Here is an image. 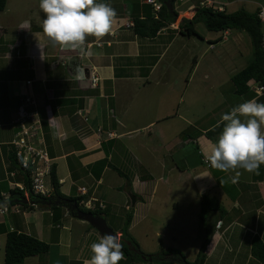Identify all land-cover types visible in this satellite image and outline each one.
<instances>
[{"label": "crops", "instance_id": "1", "mask_svg": "<svg viewBox=\"0 0 264 264\" xmlns=\"http://www.w3.org/2000/svg\"><path fill=\"white\" fill-rule=\"evenodd\" d=\"M97 2L116 10L113 32L99 41L88 37L83 51L53 46L41 28L44 14L35 6L36 10L13 27L12 33H7L0 22V73L6 72L0 75V183L11 188L10 182H22L17 173L8 174L7 157L12 150V118L30 95L40 114L42 138L58 191L66 197H79L82 206L90 200L94 210L105 211L106 224L119 237L128 211L131 218L126 231L135 240L131 233L134 224L156 221L166 205L172 207L173 213L179 205H187L197 220L198 202L207 196L221 205L225 213L221 218L209 215V241L202 264L210 255H220L221 240L233 242L231 256L224 264H261L250 254V239L255 235L264 243V165L249 173L243 169L222 172L205 163V155L214 142L204 134L221 124L222 116L202 128L196 138L178 137L182 131L174 123L165 127L163 123L175 118L186 127L192 126L189 118L177 112V103L172 110L170 96L174 85L172 46L195 36L178 33V21L191 18L199 6L224 12L260 11L264 10V0H172L173 10L181 17L159 28L154 35L147 33V20L153 15L144 0ZM135 20L136 27H132ZM130 22L132 26L127 25ZM240 32H213L216 34L212 39H223L228 34L238 45L242 42ZM19 63H24V67ZM23 68L28 72L25 78L7 77V72ZM33 81H40V95L31 87ZM248 93L251 96L247 100L253 96L249 89ZM236 95L240 100L235 106L247 101L245 94L242 100L241 94ZM257 102L264 103V95ZM168 131L171 132L167 136ZM189 141H196V145L198 141L206 152L199 157L197 167L193 165V154L188 157L184 149ZM179 148L183 152L174 160ZM17 177L20 180L13 181ZM78 187H84L85 194H79ZM194 200L197 206H192ZM2 208L6 210L0 211V264L4 237L10 231L26 233L47 244L46 251L25 257L22 264H87L92 255L90 245L101 239L86 221L70 216L63 207L62 211L20 204L0 205ZM176 224L182 230V224ZM204 232L199 223L197 236ZM119 264L159 263L146 259L128 263L121 260Z\"/></svg>", "mask_w": 264, "mask_h": 264}, {"label": "rangeland", "instance_id": "2", "mask_svg": "<svg viewBox=\"0 0 264 264\" xmlns=\"http://www.w3.org/2000/svg\"><path fill=\"white\" fill-rule=\"evenodd\" d=\"M34 6L37 7L36 9L39 8V0H5L4 7L0 11V22L3 27L6 28L7 33H12L13 27H16L18 23L28 18V15L36 10L34 9ZM180 17L179 14L176 20ZM195 28L198 36H189L187 40L179 42V44L176 43L172 46L175 51L173 54V60L170 64L173 69L172 83L174 84L172 87L173 90L170 94L173 102L172 110L177 103L179 105L177 112L179 114L182 113L184 118H189L188 120L192 122V126L186 127L187 125L182 120H177L175 118L172 119V122L164 120L166 121L165 124L163 123L164 127L169 123H174L175 126H177V130L182 131L181 133H178V137L188 135L196 138L197 134H200L202 128L208 127L209 124H212L223 114L228 113L229 110L238 104L240 97L236 95L237 93L235 94L234 86L229 80V77L242 66L249 63L252 59L249 38L244 31L240 32L242 35V42H239V44L236 45V42H234L228 34L223 39L214 38L215 40H213L212 37H214L216 33L207 31L200 22L196 23ZM209 45H211V47H209ZM167 54L171 59V53L168 52ZM22 64L24 63H19V65ZM22 66L24 67V65ZM4 73L6 72L2 71L0 75ZM7 73H10L7 77L25 78L28 72L23 68L18 69V71ZM27 77H29V74ZM31 87L36 95H40L42 90L40 81H33ZM244 94L245 97L243 96ZM250 96L251 95L248 91L242 93L241 100L242 97L247 100ZM38 98L39 96H36V100ZM33 100L34 109L37 111L35 98H33ZM30 108L33 109L32 107ZM17 109L18 110H16L17 112H15V116L11 121L14 133L9 141L10 143H12L15 136V121L22 117L21 108ZM37 113L40 116L38 111ZM222 127V123L219 124V126L216 125L213 131H209L204 134V136L208 135V138L212 140V143L216 142L222 131ZM40 130L42 135V127ZM167 130H169V128L166 129V131ZM170 132L171 131H168L167 136ZM31 143H33V145L38 143L39 147L43 144V148H45L48 153L43 138L42 142H39L36 137ZM184 149L186 150L184 151L187 153L188 157H191L193 154V165L195 167L200 165L199 157L204 156L206 152L204 151V148L199 145V142L197 141L196 145V141H193V143L189 141ZM181 150L182 148H179V151L173 156L174 160L178 159V155L183 152ZM205 163H207L206 160ZM177 164H180V162ZM18 180L19 178L17 177V179H14L13 181ZM133 196L134 195L132 194L129 197L130 203L132 202L131 199ZM155 199H158L157 195H155ZM177 200L179 202V199ZM158 202L159 201H156L155 204L159 205ZM196 202V200L192 201V206H194ZM43 208L56 211L63 210L60 206ZM163 208H165V210L162 211L161 209L160 218L159 216H156V221L153 220L150 224L136 223L131 228V233L135 237L138 247L143 250L144 253L147 252L150 254H154L160 249H176L182 253L187 261H192L195 258L196 251L203 239L201 236L202 231L200 237H198V234L196 233V231H198L199 217L195 220L193 217L194 213L190 211L189 207L187 208V205H179L174 213L170 205H166ZM174 220H176V223L180 222L182 224V230L177 229V224L173 222ZM215 224L216 223H214V225ZM232 244L233 242L231 243L227 240H221L219 244V249H221L220 255H210L206 264H216V261H219V264H224L223 262L227 261L231 256L230 250L233 247Z\"/></svg>", "mask_w": 264, "mask_h": 264}, {"label": "trees", "instance_id": "3", "mask_svg": "<svg viewBox=\"0 0 264 264\" xmlns=\"http://www.w3.org/2000/svg\"><path fill=\"white\" fill-rule=\"evenodd\" d=\"M5 0H0V10L3 9ZM257 11L247 12L243 9H237L232 12H224L217 10L210 6H199L194 10L193 15L189 19L181 18L176 27L178 33L184 35L198 36L194 29V25L198 22L202 23L204 28L210 32L224 31L227 29H235L244 31L248 38L251 47L252 59L243 68L234 73L230 81L234 86V91L237 94H242L248 91L246 81L253 79L259 80L264 84V57L260 47V21L257 17ZM176 11L173 10L172 0H161V7L157 13L158 18L149 17L147 20V33L154 35V33L161 27L169 25L176 18ZM139 22V21H138ZM137 20L134 21L132 27H136ZM144 26V23L141 24ZM136 29V28H135ZM215 128V127H214ZM214 128L205 132L213 131ZM208 136V135H207ZM8 171L15 170L18 175H22L23 189L5 187V183H0V205L10 206L13 204H20L23 207L31 206L28 203H20L14 201L19 197H28L30 200L46 199L33 195L28 188L27 177L21 173V169L17 167L14 159L13 151L7 157ZM20 180V179H19ZM49 181L51 186L52 199L66 198L71 201L79 202V197H66L58 191L57 179L54 174V168L50 167ZM7 192V196L2 193ZM26 194V196H24ZM37 206L51 208L59 205H44L37 203ZM62 207V206H60ZM84 210V209H83ZM93 214L101 213L104 215L105 211L100 210H86ZM225 210L214 199L207 196H202L199 201L198 219L200 225L204 229L203 239L197 249L195 258L192 261H187L182 253L176 249H160L154 254L146 255L139 250L137 243L127 233L126 229L131 218V212L128 211L125 215L124 222L121 228L120 242L123 244L124 259L122 263H128L133 260H146L147 257L159 264H202L205 258L204 249L209 241V233L207 232V224L209 215L213 214L218 218L223 217ZM215 222V221H214ZM214 224V223H213ZM4 256L3 264H22L25 257L42 253L47 250V244L36 239L35 237L26 233H16L14 231L7 232L4 237ZM250 254L257 259L261 264H264V243L255 235L252 236L250 241Z\"/></svg>", "mask_w": 264, "mask_h": 264}, {"label": "clouds", "instance_id": "4", "mask_svg": "<svg viewBox=\"0 0 264 264\" xmlns=\"http://www.w3.org/2000/svg\"><path fill=\"white\" fill-rule=\"evenodd\" d=\"M39 8L44 14V36L53 46L70 50L83 51L88 37L99 41L111 34L117 16L113 7L97 0H39ZM221 123L222 131L205 155L211 168L256 172L264 165V103L247 100L223 114ZM51 191L43 198L50 197ZM79 204L82 211L93 209ZM122 249L118 234H106L90 245L92 255L87 264H119L125 258Z\"/></svg>", "mask_w": 264, "mask_h": 264}, {"label": "built area", "instance_id": "5", "mask_svg": "<svg viewBox=\"0 0 264 264\" xmlns=\"http://www.w3.org/2000/svg\"><path fill=\"white\" fill-rule=\"evenodd\" d=\"M151 8L154 18H158L157 13L161 7L160 0H144ZM264 10H260L257 13V17L260 21V47L264 57ZM179 15V14H178ZM176 15V19L177 16ZM127 25L132 26V22ZM95 79V78H94ZM248 89L253 93V96L249 100H257L264 95V84L259 80L250 79L247 82ZM26 103L21 108V119L15 121L16 131L11 145V149L14 154L17 167L21 169V173L27 177L28 188L33 195L46 197L50 194L49 185V171L51 167V159L48 156L47 151L43 148V144L39 147L38 143L33 145V139L37 137L39 142H42L41 135V119L37 111L34 109V102L30 97H25ZM32 107L33 109H31ZM35 147V148H34ZM17 171H9L10 176H14ZM22 177V175H21ZM11 188L23 189L25 186L23 182H10ZM79 193H84V187H78ZM94 200V199H92ZM86 208H92L90 200L84 203ZM102 208L101 204H98ZM2 208L0 211H5Z\"/></svg>", "mask_w": 264, "mask_h": 264}, {"label": "water", "instance_id": "6", "mask_svg": "<svg viewBox=\"0 0 264 264\" xmlns=\"http://www.w3.org/2000/svg\"><path fill=\"white\" fill-rule=\"evenodd\" d=\"M14 201H18L20 203H28L31 205H36L37 203L44 205H59L67 210L70 216L86 221L91 227H93L101 236V238L106 234H116L112 231V229L106 224L104 220V215L101 213H90L86 211H82L76 204V201H71L66 198L52 199V196L46 199H38V200H30L28 197H19L14 199ZM150 260L149 257H147Z\"/></svg>", "mask_w": 264, "mask_h": 264}]
</instances>
